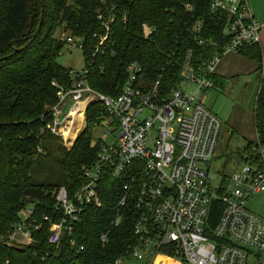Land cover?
Segmentation results:
<instances>
[{"label": "trees", "instance_id": "16d2710c", "mask_svg": "<svg viewBox=\"0 0 264 264\" xmlns=\"http://www.w3.org/2000/svg\"><path fill=\"white\" fill-rule=\"evenodd\" d=\"M209 3L0 0V264H118L116 260L130 258L137 243L134 199L129 197L124 207L117 203L130 177L116 179L107 172L102 173L97 188L101 205L84 207L72 234L64 235L59 246L47 244V226L23 248L8 247L2 241L1 236L17 223L23 208L33 206L36 218L52 216L56 213L55 191L63 186L73 192L82 184L83 167L96 161L99 149L93 133L108 118L101 102L90 104L84 113L85 125L69 147L46 128L58 87L70 86L71 81L70 68L58 61L68 42L54 33L61 30L81 40L82 69L87 84L96 92L119 94L126 66L135 62L143 68L146 86L159 80V92L165 98L180 82L184 61L198 67L229 40L224 33L227 13L210 10ZM143 24L152 28L147 37L143 36ZM239 49L260 72L253 115L255 137L238 153L245 160L253 144L264 145V64L258 43H245ZM214 74L211 79L216 85ZM133 169L127 173L135 178L132 185L136 189L141 173ZM221 211L219 201L211 205L207 226L217 223ZM116 216L120 218L117 223ZM209 227L205 230L213 239ZM255 259L264 264L263 254Z\"/></svg>", "mask_w": 264, "mask_h": 264}, {"label": "built area", "instance_id": "2783aa9c", "mask_svg": "<svg viewBox=\"0 0 264 264\" xmlns=\"http://www.w3.org/2000/svg\"><path fill=\"white\" fill-rule=\"evenodd\" d=\"M209 5L212 11L227 13L224 33L229 40L198 67L184 61L180 82L165 98L160 95L159 80L146 86L143 68L135 62L126 66L124 84L114 96L93 90L83 70L69 69L70 86L58 87L46 128L66 146L71 132L85 120L86 108L99 101L108 114L100 127L117 134L111 143L105 142V135L96 139V161L83 167L82 184L73 192L63 186L55 191L56 213L36 218L35 208L29 205L18 213L17 223L1 236L8 247L23 248L34 242V234L44 226L47 244L59 246L64 235L72 234L84 207L101 205L97 188L107 172L116 179L130 177L117 203L124 207L133 197L138 210L133 224L137 243L129 259L116 263L153 264L163 256L178 264H263L255 257L264 255V215L245 203L264 192V145L253 144L245 160L239 157L240 166L212 188L205 163L215 157L222 121L199 94L214 88L211 77L224 55L238 52L245 43H259L264 22L254 19L247 0H210ZM142 29L144 37L152 32L147 24ZM65 39L74 42L71 36ZM77 46H82L79 39ZM132 167L141 173L138 189L132 185L135 178L127 173ZM216 201L222 211L210 228L208 214ZM119 220L116 216L115 222ZM70 243L74 244L72 238Z\"/></svg>", "mask_w": 264, "mask_h": 264}, {"label": "rangeland", "instance_id": "374dc122", "mask_svg": "<svg viewBox=\"0 0 264 264\" xmlns=\"http://www.w3.org/2000/svg\"><path fill=\"white\" fill-rule=\"evenodd\" d=\"M54 36L62 39L67 36V33L57 30ZM58 61L66 68L77 71L83 70L84 55L77 46V40L74 39L73 43H67L63 46ZM259 76L260 72L225 79L226 81L223 82L222 87L214 86V88L199 94L205 105L216 113L222 121L219 141L214 153L215 157L205 163L208 170V183L212 188H217L219 184H222L225 176L230 175L232 171L240 166V155L238 153L245 147L249 141L248 139L253 140L252 138L255 137L253 115L256 92L260 84ZM84 125L85 120L83 119L80 127L71 132L72 140L68 142L67 147L70 146ZM110 130L112 132L108 134L107 131ZM116 134L117 131L112 130V128L97 127L93 133V141L105 135V142L111 143ZM62 145H64L63 142ZM245 206L263 216L264 192L248 198ZM161 260L160 264H167L164 261H170L171 259Z\"/></svg>", "mask_w": 264, "mask_h": 264}, {"label": "crops", "instance_id": "0c3cea01", "mask_svg": "<svg viewBox=\"0 0 264 264\" xmlns=\"http://www.w3.org/2000/svg\"><path fill=\"white\" fill-rule=\"evenodd\" d=\"M250 11L254 19H258L264 22V0H247ZM259 48L262 51V63L264 64V31L261 32L260 41L258 43ZM256 64L245 55H241L238 52H229L224 55L220 62L218 63L217 69L214 74V80H216L217 87H222L225 79L236 78L238 76H243L250 73H256ZM255 128V127H254ZM254 139V138H252ZM251 140V139H248ZM161 259H166V257L160 256L156 258L153 264H160ZM167 264H178V262L173 259L165 260ZM135 264H145L143 262H136Z\"/></svg>", "mask_w": 264, "mask_h": 264}]
</instances>
